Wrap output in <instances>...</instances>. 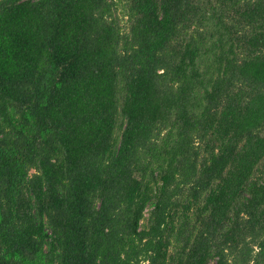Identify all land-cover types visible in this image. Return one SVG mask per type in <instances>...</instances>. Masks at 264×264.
Returning a JSON list of instances; mask_svg holds the SVG:
<instances>
[{"label": "trees", "instance_id": "obj_1", "mask_svg": "<svg viewBox=\"0 0 264 264\" xmlns=\"http://www.w3.org/2000/svg\"><path fill=\"white\" fill-rule=\"evenodd\" d=\"M0 264H264V0H0Z\"/></svg>", "mask_w": 264, "mask_h": 264}, {"label": "rangeland", "instance_id": "obj_2", "mask_svg": "<svg viewBox=\"0 0 264 264\" xmlns=\"http://www.w3.org/2000/svg\"><path fill=\"white\" fill-rule=\"evenodd\" d=\"M117 10L118 11L116 12V16H117L118 20L120 21V26L123 28L124 32H127L129 24L127 23V18L124 16V12L122 11V7L120 6L119 9H117ZM32 173H34V171H32ZM148 216H149V210L146 212V220L143 221L142 223L147 222Z\"/></svg>", "mask_w": 264, "mask_h": 264}]
</instances>
